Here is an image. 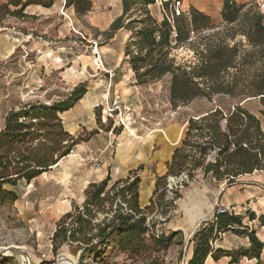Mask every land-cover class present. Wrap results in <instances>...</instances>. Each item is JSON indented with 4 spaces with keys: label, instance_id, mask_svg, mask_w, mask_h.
I'll return each mask as SVG.
<instances>
[{
    "label": "rangeland",
    "instance_id": "374dc122",
    "mask_svg": "<svg viewBox=\"0 0 264 264\" xmlns=\"http://www.w3.org/2000/svg\"><path fill=\"white\" fill-rule=\"evenodd\" d=\"M10 1L14 0H0V4H7L10 10L19 7ZM90 1L91 9L85 14L77 13L72 5L64 6L65 0H54L50 7L28 5L21 17L10 16L5 9L0 12V128L8 110L21 103H52L65 98L80 82L87 89L71 109L59 114L64 129H74L71 135L81 138L80 145L29 183L18 180L14 185H3L16 198L0 203V251L4 252L0 260H7L4 264H57L58 255L64 254L75 264H184L191 252V233L210 219L220 204V185L203 177L199 168L190 178L186 174L167 176L168 188L159 206L166 215L158 210L149 214L151 231H179L167 249L129 258L112 238L97 256L87 254L81 263L67 246L58 254L52 252L50 238L58 219L73 204L82 203L89 182L107 174L113 181L133 170L131 176L136 174L140 179V205L149 204L156 177L166 173V163L181 144L186 120L216 101H228L222 96L212 101L199 97L174 106L169 75L136 84L124 57L129 32L121 28L111 38L105 32L121 13V0ZM218 1H199L211 18L209 33L227 32L230 26L221 18ZM237 3H245L243 10L250 14H264V0ZM182 8L189 9L184 4ZM238 41L245 47L240 31L229 39L230 43ZM173 53L181 60L188 58L191 50L182 47ZM244 100L243 107L262 119L260 98L247 96ZM177 182L183 184L177 186L179 196L172 199ZM259 235L264 239V233Z\"/></svg>",
    "mask_w": 264,
    "mask_h": 264
},
{
    "label": "trees",
    "instance_id": "16d2710c",
    "mask_svg": "<svg viewBox=\"0 0 264 264\" xmlns=\"http://www.w3.org/2000/svg\"><path fill=\"white\" fill-rule=\"evenodd\" d=\"M53 2L14 0L8 3L18 8L10 10L7 4H0V12L5 9L6 14L21 17L26 15L23 10L28 5L50 7ZM181 3L121 0L122 11L105 31L107 37H113L121 28L129 32L124 57L135 83L154 82L169 75L174 106L199 97L212 101L222 96L228 101H216L186 120L181 144L166 163V173L156 177L149 204L140 205V179L136 174L131 176L133 170L124 178L112 181L107 174L89 182L82 203L73 204L56 223L50 238L54 254L67 246L81 263L87 254L97 256L112 238L129 258L165 250L179 231H151L149 214L158 210L166 215L167 211L159 206L168 188L167 176L186 174L190 178L199 168L203 177L230 185L241 174L264 170V132L259 119L241 103L247 96H258L264 115V14H250L243 10L245 3L223 0L221 18L230 26L227 32L209 33L206 30L213 27L210 16L194 6L184 10ZM91 4L90 0L64 2L79 14L87 13ZM238 31L245 37V47L239 41L229 42ZM182 47L190 49L191 55L177 60L173 50ZM86 90V84L80 82L65 98L49 104L25 102L8 110L0 128V203L16 198L13 191L3 188L4 184L14 185L18 180L29 183L57 165L80 142L81 138L64 129L59 114L70 109ZM180 184H174L172 199L179 196ZM245 217L249 221L257 219L258 225L264 226V212L256 216L250 209L244 214L214 212L202 221L188 240L191 252L184 264H206L208 257L217 260L221 256H229V263L247 256L257 259L253 264H264L260 260L263 243L255 229L243 222ZM227 230L246 235L249 246L236 250L214 247L219 234ZM6 261L0 260V264Z\"/></svg>",
    "mask_w": 264,
    "mask_h": 264
},
{
    "label": "crops",
    "instance_id": "0c3cea01",
    "mask_svg": "<svg viewBox=\"0 0 264 264\" xmlns=\"http://www.w3.org/2000/svg\"><path fill=\"white\" fill-rule=\"evenodd\" d=\"M200 0H182L183 4L187 7L194 6L200 11L208 14V9L205 5L200 4ZM236 2H247V1H262V0H235ZM219 6L222 5L223 0L218 1ZM251 100V99H249ZM247 100H243L241 103H246ZM71 109V108H70ZM248 109L251 113H253L260 121L261 128L264 132V115L262 119L258 117L254 110ZM261 109V107L259 108ZM69 110V109H68ZM66 110V111H68ZM65 112V111H64ZM68 131V130H67ZM74 129L72 131H68L70 134H73ZM80 145L77 143L75 146ZM74 146V147H75ZM74 149L71 151L73 152ZM58 165V164H57ZM220 188L218 190L219 203L234 207L241 214H244V211L250 209L255 212L256 216L260 213L264 212V170H256L251 173H244L235 178L234 182L230 185H227L225 182H218ZM214 211L209 216L212 217ZM201 219H199L200 221ZM243 222L247 224L250 228H254L256 231L257 238L262 241L263 248L260 253V260L264 263V239H261L259 232L264 233V226H259L257 219H253L251 221L247 220L245 217ZM249 246V239L244 234H236L231 232L230 230L221 232L214 241V247H219L226 250H236L239 248H247ZM211 260V261H209ZM229 256H221L217 260H213L211 257L206 259V264H253L256 262V258H250L247 256H242L236 262L229 263Z\"/></svg>",
    "mask_w": 264,
    "mask_h": 264
},
{
    "label": "water",
    "instance_id": "95a60500",
    "mask_svg": "<svg viewBox=\"0 0 264 264\" xmlns=\"http://www.w3.org/2000/svg\"><path fill=\"white\" fill-rule=\"evenodd\" d=\"M193 118H196V117H193ZM22 252L25 253L24 251H22ZM2 253H4V252L0 251V254H2ZM25 255H26V253H25ZM65 263L75 264L74 261L70 257H67L64 254H59L57 257V264H65ZM29 264H31V263H29Z\"/></svg>",
    "mask_w": 264,
    "mask_h": 264
},
{
    "label": "built area",
    "instance_id": "2783aa9c",
    "mask_svg": "<svg viewBox=\"0 0 264 264\" xmlns=\"http://www.w3.org/2000/svg\"><path fill=\"white\" fill-rule=\"evenodd\" d=\"M90 153H91V151H90ZM214 212H217V213H222V212L239 213L238 211L233 209V206L229 207V206H224V205H221V204H217L216 205V207L214 209Z\"/></svg>",
    "mask_w": 264,
    "mask_h": 264
},
{
    "label": "bare ground",
    "instance_id": "6f19581e",
    "mask_svg": "<svg viewBox=\"0 0 264 264\" xmlns=\"http://www.w3.org/2000/svg\"><path fill=\"white\" fill-rule=\"evenodd\" d=\"M46 173V172H45ZM44 174V173H43ZM24 256V255H23ZM74 260H76V259H74ZM69 264V263H68Z\"/></svg>",
    "mask_w": 264,
    "mask_h": 264
}]
</instances>
